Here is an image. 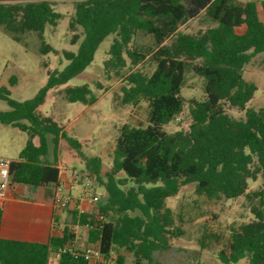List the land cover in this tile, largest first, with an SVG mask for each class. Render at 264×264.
<instances>
[{"label": "trees", "instance_id": "trees-1", "mask_svg": "<svg viewBox=\"0 0 264 264\" xmlns=\"http://www.w3.org/2000/svg\"><path fill=\"white\" fill-rule=\"evenodd\" d=\"M17 1L0 0V28L18 43L24 35L36 33L42 42L41 53L55 52L44 40L47 28L57 27L62 18L54 4ZM259 4L264 11V0L74 2L71 42L75 45L83 40L76 53L63 52L68 62L65 69L48 71L45 86L26 101L13 99L8 87H0V100L9 107L0 111V123L29 137L19 159L12 163V182L45 188L46 195L53 197L49 187L60 186V142L79 150L81 144L39 108L50 91L68 84L93 63L100 45L111 35L115 38L104 62L105 73L124 83L119 105L147 103L149 124L121 129L106 183L102 181V160L85 157L86 170L108 193L96 213L73 212L71 225L46 243L0 237V264H50L52 254L58 256V264H90L76 247L75 226L88 229V244L96 245L100 254L95 264H128L129 257L131 264H159L156 253L169 250L171 239L184 234L176 226L167 199L192 183L196 194L209 200L245 196L252 205L254 219L231 228L218 254L220 263L238 264L247 259L249 264H264V181L259 190L248 192L250 182L264 176V109L248 107L258 88L244 78L245 67L264 53ZM200 16L211 26L196 34L180 31L182 25ZM140 34L149 38V45L138 43ZM147 60L154 66L151 74L139 68ZM128 67L131 70L123 74ZM187 72L204 80L206 96L191 102L188 129L168 133L165 126L174 124L185 109L182 88ZM15 84L12 78L10 85ZM64 97L85 105L97 101L88 84L67 87ZM225 106L245 112L244 118L231 117ZM128 183L131 186L125 189ZM1 219L0 209V228ZM213 239L220 237L204 232L201 248H207Z\"/></svg>", "mask_w": 264, "mask_h": 264}, {"label": "rangeland", "instance_id": "rangeland-1", "mask_svg": "<svg viewBox=\"0 0 264 264\" xmlns=\"http://www.w3.org/2000/svg\"><path fill=\"white\" fill-rule=\"evenodd\" d=\"M37 1L42 0H19L17 2ZM47 1L52 2L55 11L62 15L58 26L48 27L44 34L45 42L50 44L55 52L42 54V42L36 33L24 35L22 42L18 43L0 28V87H8L11 97L17 101H26L35 97L47 83L48 71H62L68 65L63 57V52L76 53L83 40L81 38L79 43L73 45L71 42L73 34L70 31V23L75 15L74 2L81 0ZM258 8L260 19L264 22V11L260 4ZM210 26L211 24L203 16H200L182 25L180 31L196 34ZM242 31L243 29L239 30V32ZM80 32L79 30L78 33ZM114 38V35L107 37L100 45L93 63L68 84L50 91L46 102L39 108V112L43 116L51 117L81 144L80 150L73 149L66 141L62 140L57 153L58 163L63 169L64 176L67 175L71 180L76 178L77 191L85 193L94 205L103 204L108 198V193L104 185L86 170L85 157L102 160V181L106 183L105 174L112 167L113 153L121 129L125 125L144 128L149 124L147 103L141 102L136 107L119 105L124 83L120 77L112 74L108 78L105 73L104 62L109 58ZM137 41L144 46L150 43L149 38L143 34L139 35ZM139 68L147 74H151L154 66L150 60H147ZM130 70L128 67L123 71V74ZM12 78L16 79L14 86L10 85ZM244 78L246 81L256 84L258 88L248 107L257 110L264 109V53L257 55L245 67ZM85 84L91 87L97 97V101L93 105H85L80 102L70 103L65 99L64 89ZM98 84L102 86V89L98 88ZM182 96L186 101L184 112L174 124L165 126L168 133H174L179 128L188 129L191 123L189 114L191 102L203 101L206 96L204 80L192 72H187ZM7 110H9L7 103L0 100V111ZM225 110L235 119H243L245 116V112L237 108L225 106ZM28 138L27 133L0 123V157L12 161L18 160ZM51 153H53V147H51ZM73 173H75L74 178ZM120 176L124 177L122 174ZM263 181L264 176H260L257 182H250L248 192L259 190ZM130 186L131 184L128 183L125 189ZM195 188L194 183L187 184L182 187L176 197L167 199V207L174 213L176 226L180 227L184 234L179 238L171 239L169 250L156 253V260L159 264H221L218 254L228 239L231 228L254 219L251 212L252 205L245 196L234 200H209L204 196L197 195ZM64 194L70 195L65 188ZM73 196H76V192L73 193ZM95 198L98 201H95ZM69 205L65 208H68ZM204 232L216 234L220 239L208 241V247L202 249L199 241ZM79 235L87 236V230L81 229ZM84 249L86 248L84 247ZM238 264L249 263L245 259Z\"/></svg>", "mask_w": 264, "mask_h": 264}, {"label": "crops", "instance_id": "crops-1", "mask_svg": "<svg viewBox=\"0 0 264 264\" xmlns=\"http://www.w3.org/2000/svg\"><path fill=\"white\" fill-rule=\"evenodd\" d=\"M61 170L60 186L70 193L73 202L68 208L58 209L53 204V197L46 195L45 188H37L15 184L10 190L6 201L0 202L2 210L0 237L6 240H16L29 243H46L53 234H60L72 223L73 212L80 213H96L98 204H93L88 196L77 191L75 173L73 180L67 175L64 176ZM64 176V177H63ZM54 196L56 187H49ZM76 192V196L73 193ZM71 219V222H70ZM87 230V236L79 235L80 230ZM76 247L84 250L88 247H96V245L88 244V229L86 227L75 226ZM99 261V259H98ZM128 264L132 263V258H128ZM96 261L90 264H95ZM50 264H58V256L52 254Z\"/></svg>", "mask_w": 264, "mask_h": 264}, {"label": "built area", "instance_id": "built-area-1", "mask_svg": "<svg viewBox=\"0 0 264 264\" xmlns=\"http://www.w3.org/2000/svg\"><path fill=\"white\" fill-rule=\"evenodd\" d=\"M13 161L5 158L0 157V202H4L7 200L10 190L14 188L15 183L11 180V166ZM95 201H98L95 198ZM72 202V198L70 195L64 194V188L59 186L56 188L54 196H53V204L56 208L61 209L65 208ZM103 218L100 217V220ZM85 254L86 260L90 263L93 261L100 260V254L97 247H88L83 250Z\"/></svg>", "mask_w": 264, "mask_h": 264}]
</instances>
